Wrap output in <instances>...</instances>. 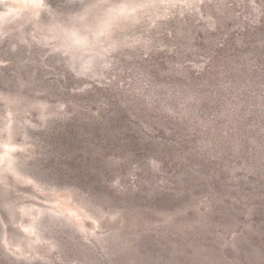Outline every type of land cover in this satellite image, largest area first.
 <instances>
[{
	"label": "rangeland",
	"instance_id": "374dc122",
	"mask_svg": "<svg viewBox=\"0 0 264 264\" xmlns=\"http://www.w3.org/2000/svg\"><path fill=\"white\" fill-rule=\"evenodd\" d=\"M0 264H264V0H0Z\"/></svg>",
	"mask_w": 264,
	"mask_h": 264
}]
</instances>
